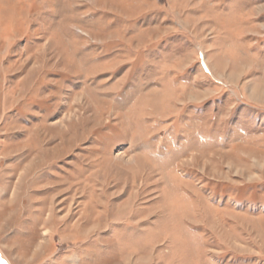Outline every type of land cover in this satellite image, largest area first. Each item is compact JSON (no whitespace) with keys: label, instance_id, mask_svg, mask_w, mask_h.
<instances>
[{"label":"rangeland","instance_id":"obj_1","mask_svg":"<svg viewBox=\"0 0 264 264\" xmlns=\"http://www.w3.org/2000/svg\"><path fill=\"white\" fill-rule=\"evenodd\" d=\"M0 264H264V0H0Z\"/></svg>","mask_w":264,"mask_h":264}]
</instances>
